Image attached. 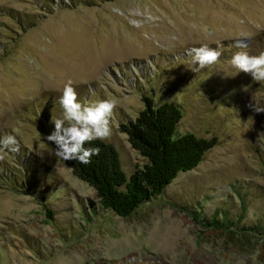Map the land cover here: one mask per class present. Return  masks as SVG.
Masks as SVG:
<instances>
[{
  "label": "rangeland",
  "instance_id": "374dc122",
  "mask_svg": "<svg viewBox=\"0 0 264 264\" xmlns=\"http://www.w3.org/2000/svg\"><path fill=\"white\" fill-rule=\"evenodd\" d=\"M90 4L53 0L41 9L37 0H0V137L17 136L34 178L20 192L0 183V264H264V112L255 111L264 108V81L230 64L234 49L264 52V0ZM205 43L222 55L200 69L188 50ZM69 80L81 101H116L103 141L127 175L142 158L119 120L136 119L152 90L157 104H182V131L219 143L196 170L121 218L46 140ZM0 163L11 172L23 164L7 150ZM33 188L47 195L54 220ZM222 211L237 225L233 235L202 225Z\"/></svg>",
  "mask_w": 264,
  "mask_h": 264
},
{
  "label": "trees",
  "instance_id": "16d2710c",
  "mask_svg": "<svg viewBox=\"0 0 264 264\" xmlns=\"http://www.w3.org/2000/svg\"><path fill=\"white\" fill-rule=\"evenodd\" d=\"M38 1L43 4L41 9L47 5L51 6L50 2H53V0H37V3ZM67 1L69 5L77 7L82 3L92 5L90 3L93 0ZM108 1L110 0H105ZM11 17L13 18L12 15ZM19 25L21 27L20 23ZM253 51L254 46L251 55ZM155 99V90H152L149 96L143 95L145 107L138 117L134 120H119L120 132L128 136L131 146L142 158V164L136 165L130 175L124 172L117 149L103 140H94L85 144L86 148L100 150L98 155L91 157L90 163L82 164L77 160L65 161L77 178L96 190L103 209L121 218L132 216L141 206L163 195L181 173L196 170L219 143L217 136L204 138L195 132L180 129L185 117L181 103L173 100L157 104ZM51 132L48 131L47 134ZM51 145L55 149V145ZM16 153L23 163L22 167L18 172L1 168L0 183L7 190L20 192L22 188L25 189L30 185L34 187L30 182L34 178L30 176L32 173L28 164L23 161L27 151L20 147ZM33 189L31 193L38 197L40 202L45 203L47 216L54 220V211L45 202L47 195L37 191L38 188ZM190 213L195 217L200 216L197 210ZM219 218L224 219L223 223ZM239 220L241 217L236 221ZM202 223L213 232L227 228L228 235H233L237 228V225L229 220L226 211L219 212L211 220H204ZM133 264L169 263L139 259Z\"/></svg>",
  "mask_w": 264,
  "mask_h": 264
},
{
  "label": "clouds",
  "instance_id": "9594fccd",
  "mask_svg": "<svg viewBox=\"0 0 264 264\" xmlns=\"http://www.w3.org/2000/svg\"><path fill=\"white\" fill-rule=\"evenodd\" d=\"M238 47L246 48L247 44L240 41ZM194 64L200 69L218 62L222 55L219 48L201 44L188 50ZM230 64L239 71L252 77L254 81H264V52L250 55L247 51L236 52ZM62 118H52L54 131L46 140L55 145L54 155L65 161L77 160L82 164L90 163L93 155L99 154V148H86V143L94 140L108 139L113 130V114L117 104L113 99H103L94 102L81 101L79 93L69 80L63 87L59 98ZM256 112H264V108L255 107ZM264 134L261 133L260 136ZM19 141L15 134L0 137V159L7 151H19Z\"/></svg>",
  "mask_w": 264,
  "mask_h": 264
}]
</instances>
